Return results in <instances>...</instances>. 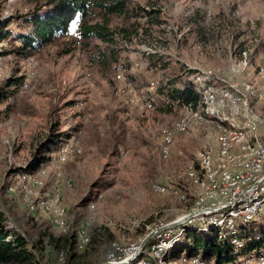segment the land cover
<instances>
[{
  "label": "rangeland",
  "instance_id": "obj_1",
  "mask_svg": "<svg viewBox=\"0 0 264 264\" xmlns=\"http://www.w3.org/2000/svg\"><path fill=\"white\" fill-rule=\"evenodd\" d=\"M131 1L149 12L160 9V23L111 16L113 29L139 24L132 41L119 37L112 45L118 50L114 60L107 59V44L81 41L75 29L29 58L20 56L15 49L21 42L14 37L25 31L19 17L33 9L34 0H0V23L15 17L8 26L15 35L0 43V94L10 79L21 78L0 98V210L7 228L38 246L42 264L56 258L49 239L70 231L84 250L71 264L112 261L113 242L139 248L155 229L209 208L206 191L189 178V167L219 146L225 130L247 133V145L264 144V0ZM187 69L199 74L187 75ZM120 74L122 80L116 78ZM173 79H193L206 107L193 110L168 102L165 92ZM198 113L207 117L204 125L196 121ZM183 117L187 130L173 137L172 154L164 158L165 133ZM54 125V132H66L70 139L43 166L47 176L41 186L23 184L27 173L21 172ZM77 143L69 155L60 154ZM48 183L46 194L55 187L61 191L64 227L27 209L25 191L41 196ZM155 185L166 192H156ZM187 221L171 228L178 238L175 249L181 243L183 248L169 253L170 264L193 255L203 258L191 252L194 244L187 235L192 232L228 240L239 261L260 264L257 252L264 246L251 247L261 241L255 233L264 228V213L236 220L232 227L201 228L197 220ZM235 240L240 245H233ZM65 262L64 253H58L56 264Z\"/></svg>",
  "mask_w": 264,
  "mask_h": 264
},
{
  "label": "trees",
  "instance_id": "obj_2",
  "mask_svg": "<svg viewBox=\"0 0 264 264\" xmlns=\"http://www.w3.org/2000/svg\"><path fill=\"white\" fill-rule=\"evenodd\" d=\"M161 12L160 9L149 12L145 7L133 4L131 0H34L33 9L28 14L19 17L22 20L21 26L25 27L24 32L15 35L14 31L8 30V26L15 17L6 23H0V43L15 35L14 40L21 42V46L17 47L15 52L20 56L29 58L56 39L69 36L75 29L76 36L81 41L98 40L107 44L110 54L107 59L116 60L118 50L112 45L118 43L119 37L123 40L132 41L134 36L139 35L137 28L139 24L131 23L130 28L113 29L111 16L123 17L125 21L142 17L159 24ZM97 17L99 19H95ZM132 26L133 29H131ZM150 59H154V56L151 55ZM187 71V75L196 76L199 74L197 70L187 69ZM20 81L21 78L10 79L6 89H4V91L6 90L5 93H8L7 90L12 85L19 84ZM167 87L165 96L168 102L177 101L183 107H190L193 110L206 107L199 87L193 79L182 82L173 79L169 81ZM5 93L0 94V98L8 96ZM56 126L52 127L46 139L36 148L33 157L21 173L33 174L37 172L51 161V154L54 150H58L62 144L70 139L71 135L66 132H54ZM19 169L21 170V168ZM7 224V217L0 210V264H42L36 252L38 246L31 245L30 241L20 232L7 228ZM255 234L261 237V241L251 248L264 246V228ZM187 237L192 240L190 244H194V248L191 250L193 254L200 253L203 258L214 259L215 264H243L239 261V257L234 255L228 240L224 241L216 236L195 232L189 233ZM48 244L56 249L57 254L53 264L57 263V255L60 252H63L66 257L65 264H69L71 260L75 259L76 251L79 249L77 234L73 232L58 238L51 237ZM182 245L181 243L173 251L179 252L183 248Z\"/></svg>",
  "mask_w": 264,
  "mask_h": 264
},
{
  "label": "bare ground",
  "instance_id": "obj_3",
  "mask_svg": "<svg viewBox=\"0 0 264 264\" xmlns=\"http://www.w3.org/2000/svg\"><path fill=\"white\" fill-rule=\"evenodd\" d=\"M264 79V68L262 69ZM118 80H122V75H118ZM125 88V87H124ZM204 100V98H202ZM206 102V101H204ZM196 121L200 125H204L208 119L203 113L196 115ZM188 120L186 117L178 120L173 128L167 131L166 141L162 147L161 153L164 158H169L172 154L173 137L178 133H183L187 130ZM244 132L239 129H228L224 131V134L220 138L217 151L205 152L198 158V165L189 167V178L195 182L200 183L206 191V200L209 202V208L194 210L195 214L191 217L197 216L199 213L201 217L196 219L201 228L205 226L210 227H232L236 220L249 221L255 219L257 216L262 215L264 212V190L252 195L251 197L244 199L240 202V197H246L247 192L256 190V185L263 179L264 175V144L255 143L248 145L245 139ZM238 139L243 143L241 147L237 146L234 141ZM77 144L67 145L66 148H62V156L70 154L71 149L78 148ZM239 149V151H237ZM237 153V154H235ZM233 158V159H232ZM239 174H245V179L239 181V196H232V203L226 207L219 208V199L222 196V187L228 185L229 179H236ZM47 176V168L43 167L33 174L23 175V184L31 185L35 183V186L42 185V179ZM155 191L158 193H165L166 188L162 185H155ZM15 187L11 186L9 191L14 193ZM36 194L32 189L25 191L24 197L27 204V209L33 213H40L52 217L53 222L58 227L66 226V211L63 206V200L61 191L58 188H54L52 194L46 196H35ZM208 208V209H207ZM256 210V211H255ZM243 213H249L247 216ZM192 220H188L190 223ZM206 226V227H207ZM185 230V229H184ZM171 229L160 232L156 238L152 241L147 251H145L144 258H141L136 262L133 261L129 264H170V261L166 258L169 253L175 249L178 238L173 237ZM178 236V235H177ZM237 239V238H236ZM182 240V239H180ZM239 240V239H237ZM233 245L238 246L239 241H234ZM138 247H122L118 243L113 242L109 248L108 259L109 262H124L126 259L120 260V254H130ZM162 248V256L157 258V249ZM144 253V252H143ZM258 259L260 264H264V249L259 250ZM63 256V254H62ZM182 264H215L214 259L201 258L197 255L189 258L181 259ZM190 262V263H189ZM176 264V263H175Z\"/></svg>",
  "mask_w": 264,
  "mask_h": 264
},
{
  "label": "built area",
  "instance_id": "obj_4",
  "mask_svg": "<svg viewBox=\"0 0 264 264\" xmlns=\"http://www.w3.org/2000/svg\"><path fill=\"white\" fill-rule=\"evenodd\" d=\"M116 78H118V75L116 76ZM240 180H248V179H245V174H239L236 179H229L228 185L223 186L221 188L222 189V196L218 200L219 201V208H223V207H226L230 204H233L232 203V196H239V181ZM263 190H264V182L260 186H258V188L256 190L247 192L246 197H240V202H242L244 199H247V198L251 197L252 195H255L256 193L263 191ZM211 210H214V209H210V210L204 211V212H210ZM204 212L199 213L197 216L190 218L189 220H196V219L200 218L201 214ZM260 212H264V209H263V211H260ZM248 214L249 213H243L242 215L247 216ZM138 249L139 248H136L134 250V252H132L130 254H120V260L126 259L127 257H130L132 254H135L138 251ZM161 256H162V248H158L157 249V258H155V259L158 261V259Z\"/></svg>",
  "mask_w": 264,
  "mask_h": 264
},
{
  "label": "water",
  "instance_id": "obj_5",
  "mask_svg": "<svg viewBox=\"0 0 264 264\" xmlns=\"http://www.w3.org/2000/svg\"><path fill=\"white\" fill-rule=\"evenodd\" d=\"M263 182H264V177H263V179L260 182H258L254 186H260ZM194 214H195V212H193V213H191V214H189L187 216H184V217L178 219L177 221H174L172 223H169V224H167V225H165L163 227L157 228L154 231H152L150 234H148L145 237V239H143V241L141 242V244L139 246L138 251L132 257H130L129 259L125 260L124 262H105L103 264H129V263L137 260L143 254V252L145 251L147 245L149 244V242L153 239V237L156 234H158V233H160L162 231H165V230H168V229L175 228V227L179 226L183 222H185L188 219H190Z\"/></svg>",
  "mask_w": 264,
  "mask_h": 264
},
{
  "label": "crops",
  "instance_id": "obj_6",
  "mask_svg": "<svg viewBox=\"0 0 264 264\" xmlns=\"http://www.w3.org/2000/svg\"><path fill=\"white\" fill-rule=\"evenodd\" d=\"M213 150H215V151H217V148L216 149H214L213 148ZM237 151H239V149H237ZM47 179L48 178H46V181H47ZM50 179H48V181H49ZM51 183H48V186L45 188V189H43L42 190V192L44 193H39V195H41L42 197L43 196H46L47 194L45 193L50 187H49V185H50ZM45 186H46V183H45ZM33 215H35L36 216V214L34 213ZM39 215V214H38ZM40 216V215H39ZM68 233H71V231L70 232H68ZM67 233V234H68ZM93 241V239L91 238V241L90 242H92ZM79 245H80V243H79ZM82 253H84V250H77L76 251V257H75V259H79V257L82 255ZM75 259H73V260H71L70 262H69V264H71V262H73Z\"/></svg>",
  "mask_w": 264,
  "mask_h": 264
}]
</instances>
